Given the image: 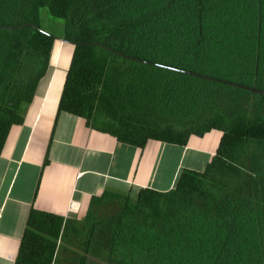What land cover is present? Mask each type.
<instances>
[{
  "label": "trees",
  "instance_id": "trees-1",
  "mask_svg": "<svg viewBox=\"0 0 264 264\" xmlns=\"http://www.w3.org/2000/svg\"><path fill=\"white\" fill-rule=\"evenodd\" d=\"M42 7L74 45L57 113L140 148L222 134L168 191L93 196L103 216L31 206L15 263L264 264V0H0V154L49 67Z\"/></svg>",
  "mask_w": 264,
  "mask_h": 264
},
{
  "label": "crops",
  "instance_id": "crops-1",
  "mask_svg": "<svg viewBox=\"0 0 264 264\" xmlns=\"http://www.w3.org/2000/svg\"><path fill=\"white\" fill-rule=\"evenodd\" d=\"M73 48L55 39L24 121L11 126L1 150L0 264H16L31 206L72 222H82L89 209L103 216L118 203L105 198L90 208L93 196L135 197L142 187L168 191L183 169L204 170L219 144L222 133L212 129L190 136L185 146L150 139L140 148L86 126L79 116L57 113Z\"/></svg>",
  "mask_w": 264,
  "mask_h": 264
},
{
  "label": "rangeland",
  "instance_id": "rangeland-1",
  "mask_svg": "<svg viewBox=\"0 0 264 264\" xmlns=\"http://www.w3.org/2000/svg\"><path fill=\"white\" fill-rule=\"evenodd\" d=\"M40 22L41 27L52 33L55 38H59L63 32V19L56 18L50 14L47 7H42L40 9Z\"/></svg>",
  "mask_w": 264,
  "mask_h": 264
},
{
  "label": "water",
  "instance_id": "water-1",
  "mask_svg": "<svg viewBox=\"0 0 264 264\" xmlns=\"http://www.w3.org/2000/svg\"><path fill=\"white\" fill-rule=\"evenodd\" d=\"M246 88H248V87H246ZM252 91H255V89H253V88H250Z\"/></svg>",
  "mask_w": 264,
  "mask_h": 264
}]
</instances>
